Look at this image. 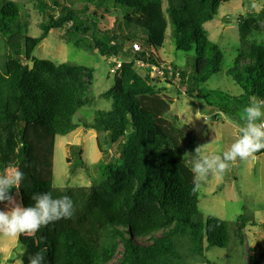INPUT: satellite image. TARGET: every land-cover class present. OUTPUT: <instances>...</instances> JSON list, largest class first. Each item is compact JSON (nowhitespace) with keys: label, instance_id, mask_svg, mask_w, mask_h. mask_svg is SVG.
Instances as JSON below:
<instances>
[{"label":"trees","instance_id":"trees-1","mask_svg":"<svg viewBox=\"0 0 264 264\" xmlns=\"http://www.w3.org/2000/svg\"><path fill=\"white\" fill-rule=\"evenodd\" d=\"M36 1L42 12L37 36L28 34L29 23L17 2L0 4V174L24 172L19 188L11 190L14 197L51 192L54 197L68 195L76 204L71 219L34 233L44 264H209L208 248L235 247V237L242 239L240 229L255 224L253 216L244 206L236 220L213 215L197 219L199 190L192 191L193 173L181 143L191 129L165 117L171 99L159 94L150 71L170 75L188 98L202 100L242 126L238 111L252 97L264 99V45L247 41L263 11L238 19L241 51L225 70L236 85L232 94L205 84L223 69V57L204 23L229 0ZM107 15L114 16L110 25ZM101 20L108 27L101 28ZM53 29H63L67 39L73 34L75 46L85 42L104 61H120L113 70L116 89L104 93L110 108L96 110L91 121L78 111L93 101V68L32 56ZM167 33L176 51L189 54L185 69L160 59L157 47ZM80 125L103 134L96 141L100 152L103 143L117 145V156L98 164L97 183L53 187L55 137ZM262 258L249 255L246 264H260Z\"/></svg>","mask_w":264,"mask_h":264},{"label":"rangeland","instance_id":"rangeland-1","mask_svg":"<svg viewBox=\"0 0 264 264\" xmlns=\"http://www.w3.org/2000/svg\"><path fill=\"white\" fill-rule=\"evenodd\" d=\"M3 0H0V4ZM19 4L22 19L29 23L28 34L37 36L40 28L37 24L42 19V12L37 9L36 0H12ZM48 5L50 0H43ZM86 2V0H79ZM47 8H45L46 10ZM263 11L262 20L258 21V29L249 33L247 41L264 45V0H229L220 4L217 15L204 23L209 40L222 53L223 69L206 81V86L212 89L229 90L236 92L234 81L226 76L228 68L237 54L241 51L239 40L238 19L248 13ZM96 17V16H95ZM109 25L114 16H108ZM94 20V16L92 17ZM108 23L99 22L101 28ZM108 27V26H107ZM75 36L69 34L63 37V29L50 30L47 36L34 49L32 56L43 58L54 63L74 62L93 68L90 94L91 104L79 109L86 120L91 121L93 113L99 109H109L110 101L104 98V93L115 87L110 61H104L96 51L85 47L75 46ZM163 43V44H162ZM157 47V53L163 61L173 63L180 69H185L189 61V54L176 51L171 37L166 34ZM4 51L3 39L0 36V53ZM131 59V58H130ZM29 66L31 63L28 64ZM136 69L144 73L140 62H135ZM152 83L157 87L159 94L171 99L170 110L165 114L176 126L188 125L190 136L182 143L185 162L192 167L198 157L211 154H222L227 151L238 138L241 125L228 117L219 115L208 107L202 100L188 98L184 94L176 79L170 75L164 76L158 69L151 71ZM116 89V87H115ZM240 112V110L238 111ZM102 133L93 129H85L81 125L72 132L55 137L53 151V187L64 188L74 186H89L100 179L98 164L113 160L117 156V145H101L100 152L96 141L102 139ZM201 146L199 154H194ZM13 171L7 170L4 174L11 176ZM18 203L30 205L28 197H15ZM246 206L253 216L255 224L247 223L240 229L239 236L235 237V247L228 248L212 246L205 251L209 264H246L249 255L259 257L263 255L260 264H264V151L245 160L229 164V168L222 175L210 173L199 188L197 204V219L201 222L207 215H213L223 220H236L241 209ZM4 204H0V209ZM50 235V228L47 229ZM34 234H21L17 237H8L0 234V264H24L30 255L39 252L35 246ZM138 240V239H137ZM251 249V250H250ZM197 264V263H195Z\"/></svg>","mask_w":264,"mask_h":264},{"label":"clouds","instance_id":"clouds-1","mask_svg":"<svg viewBox=\"0 0 264 264\" xmlns=\"http://www.w3.org/2000/svg\"><path fill=\"white\" fill-rule=\"evenodd\" d=\"M242 126L239 135L227 151L222 154H211L198 157L192 167L193 188L196 192L210 173L222 175L229 164L237 159L245 160L264 149V99L250 98L240 115ZM201 146L194 154H199ZM24 172L16 169L11 176L0 175V234L17 237L21 234L37 233L42 227L61 219H71L76 213V204L71 197L63 195L54 197L51 192L34 193L30 205L18 203L11 194L13 188L18 189L24 179ZM42 252L29 256L28 264H44Z\"/></svg>","mask_w":264,"mask_h":264},{"label":"built area","instance_id":"built-area-1","mask_svg":"<svg viewBox=\"0 0 264 264\" xmlns=\"http://www.w3.org/2000/svg\"><path fill=\"white\" fill-rule=\"evenodd\" d=\"M132 47H133L134 50H138V48H139L138 45H137L136 43H134V44L132 45ZM110 60H111L112 62L115 63V66L112 68V70L118 68V66L120 65V61L117 60L115 57H111ZM151 71H152V70H151ZM151 71H150V75H151ZM218 114L220 115L221 113H220V112H216L215 117H218ZM221 115H222V114H221Z\"/></svg>","mask_w":264,"mask_h":264}]
</instances>
